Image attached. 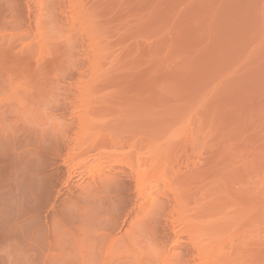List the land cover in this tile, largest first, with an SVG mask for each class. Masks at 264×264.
<instances>
[{"label":"rangeland","instance_id":"rangeland-1","mask_svg":"<svg viewBox=\"0 0 264 264\" xmlns=\"http://www.w3.org/2000/svg\"><path fill=\"white\" fill-rule=\"evenodd\" d=\"M0 264H264V0H0Z\"/></svg>","mask_w":264,"mask_h":264},{"label":"crops","instance_id":"crops-1","mask_svg":"<svg viewBox=\"0 0 264 264\" xmlns=\"http://www.w3.org/2000/svg\"><path fill=\"white\" fill-rule=\"evenodd\" d=\"M5 258H6V254H4V256L3 255H0V260H2V259L5 260Z\"/></svg>","mask_w":264,"mask_h":264}]
</instances>
